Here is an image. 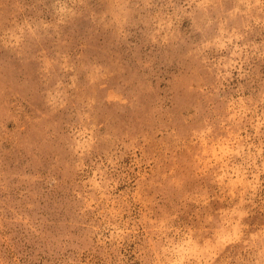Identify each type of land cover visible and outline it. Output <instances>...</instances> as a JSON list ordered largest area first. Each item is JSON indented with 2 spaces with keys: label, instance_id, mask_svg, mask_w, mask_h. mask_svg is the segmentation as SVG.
Segmentation results:
<instances>
[{
  "label": "rangeland",
  "instance_id": "374dc122",
  "mask_svg": "<svg viewBox=\"0 0 264 264\" xmlns=\"http://www.w3.org/2000/svg\"><path fill=\"white\" fill-rule=\"evenodd\" d=\"M0 264H264V0H0Z\"/></svg>",
  "mask_w": 264,
  "mask_h": 264
}]
</instances>
